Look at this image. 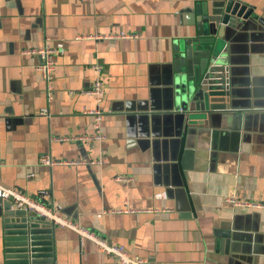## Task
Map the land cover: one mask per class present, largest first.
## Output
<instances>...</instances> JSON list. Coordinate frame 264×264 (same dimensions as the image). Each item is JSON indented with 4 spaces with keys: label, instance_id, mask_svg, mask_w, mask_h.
Here are the masks:
<instances>
[{
    "label": "crops",
    "instance_id": "0c3cea01",
    "mask_svg": "<svg viewBox=\"0 0 264 264\" xmlns=\"http://www.w3.org/2000/svg\"><path fill=\"white\" fill-rule=\"evenodd\" d=\"M224 1L0 0V185L48 192L67 220L146 264H264V209L226 201L264 198V0H239L247 19L206 22ZM199 38L227 59L229 109L189 121L174 62ZM58 46L48 102L40 58L24 52ZM94 64L99 105L84 95ZM95 108L102 139L83 141ZM52 227L53 264H116Z\"/></svg>",
    "mask_w": 264,
    "mask_h": 264
},
{
    "label": "water",
    "instance_id": "95a60500",
    "mask_svg": "<svg viewBox=\"0 0 264 264\" xmlns=\"http://www.w3.org/2000/svg\"><path fill=\"white\" fill-rule=\"evenodd\" d=\"M252 14V8L239 0H225L210 7L204 20L224 27L231 20L247 19ZM219 48L213 40L199 38L185 43L177 52L174 67L176 73L183 74L180 81L186 83L182 87L192 109L186 112L189 121L199 114L206 116L229 109L225 102L229 96L227 59ZM6 203L3 264H53L52 225L23 210L9 209L10 204Z\"/></svg>",
    "mask_w": 264,
    "mask_h": 264
},
{
    "label": "built area",
    "instance_id": "2783aa9c",
    "mask_svg": "<svg viewBox=\"0 0 264 264\" xmlns=\"http://www.w3.org/2000/svg\"><path fill=\"white\" fill-rule=\"evenodd\" d=\"M122 36V35H121ZM25 54H35L39 56L40 63L35 66V71L39 74L41 80L45 85V95L48 102L52 100L53 95V77L54 72L57 66L56 56L61 53V47L49 48L43 47L36 50L26 51ZM92 69L96 73V77L91 85V87L84 92V95L92 98L94 102L99 105L102 100L103 94V79H102V67L98 64H94ZM86 114H89L93 117L94 120V129L96 135L91 138H84V140H101L102 136L99 132V123L102 118L101 111L98 108L85 111ZM63 139H60L61 141ZM39 162L45 166H54L62 164L63 162L54 160L47 156L41 157ZM71 164H83V165H100L102 161H89V162H71ZM0 200L8 202L13 209L23 210L28 214H32L39 218H43L45 222L51 224L52 226H58L70 229L78 234L81 240L91 241L98 251L109 258L113 259L116 264H146V261L140 257L132 256L129 254L122 246L109 243L92 232L81 228L80 226L72 223L63 217L58 208L53 206L52 201L49 197L48 192H40L37 196H28L23 192L15 188H7L0 185ZM228 203L233 204L234 206H241L246 208L254 209H264V198L257 201H248V200H238L236 198H227Z\"/></svg>",
    "mask_w": 264,
    "mask_h": 264
}]
</instances>
